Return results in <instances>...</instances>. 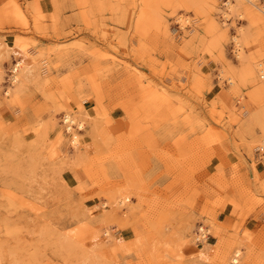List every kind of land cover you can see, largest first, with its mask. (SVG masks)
<instances>
[{"label":"rangeland","instance_id":"1","mask_svg":"<svg viewBox=\"0 0 264 264\" xmlns=\"http://www.w3.org/2000/svg\"><path fill=\"white\" fill-rule=\"evenodd\" d=\"M227 1L0 0V264H264V14Z\"/></svg>","mask_w":264,"mask_h":264},{"label":"bare ground","instance_id":"2","mask_svg":"<svg viewBox=\"0 0 264 264\" xmlns=\"http://www.w3.org/2000/svg\"><path fill=\"white\" fill-rule=\"evenodd\" d=\"M187 1H189L191 4H195V3L191 2L192 0H187ZM236 2H237L236 4L239 5V6H241L244 2H248L250 6L254 7L255 9H258L260 12H262L264 14V5L261 7L260 4L257 3L255 0H236ZM225 7H227V9L231 12V11H234V9H236L235 7H237V6L234 5L232 0H228L225 3ZM179 20L181 21L183 26H185L183 24L184 22L186 24L188 22L187 19H183V18H179ZM225 20H228V19L225 18ZM223 23H225V22H223ZM236 45H237L236 47H237V55H238V57H241L243 55V58H245L244 57V50H242V46L237 41V39H236ZM24 65L25 64L22 61H20V60L17 61L16 64L14 65V67H13L14 74L11 77L13 84L19 83L21 77L27 81V79L29 78L30 74L32 73V71H31L32 69L28 68L27 66H24ZM232 73H233V70H232ZM233 75H236L238 77V79L243 80V76H244L243 74H239V73L234 72ZM263 76L264 75L262 74L261 77L263 78ZM229 80H230L231 83H234V77L233 76H231L229 78ZM7 94H9V91L7 92ZM79 117L80 116H78L77 113L74 114V113L66 112V113L63 114V122L65 124V128H66L67 134L71 135L72 143H73L74 146H76V147H74V149H78V150L80 148V144H79L80 137L78 135H75V132L73 130L74 129V125L76 124V127L78 128V130H84L86 128V126H85L86 119L84 118L85 119V121H84L83 116L80 117V118ZM251 118H252L253 121H258V123L260 124L262 130L264 131V110H259L258 112L256 111L253 115H251ZM56 124H57V122H56ZM58 135H59V133H58ZM61 135H63V134H61ZM262 144L264 145L263 139H262ZM81 150L82 149H80V152H81ZM78 154H79V152H78ZM79 155H81V153ZM124 202H125L124 199H119V200L116 201L117 204H121V205ZM205 231H207V233L209 232V230H205V228L203 226H199V232L201 233V236L205 237V235L207 234ZM106 233H108V232H106ZM65 237L62 236V238H65ZM195 238L198 239V241L200 239L199 236H196ZM90 240H91L90 244H91L92 247H95L98 244V236L97 235L92 236L90 238ZM72 241H74V240H72ZM72 241L71 240H63V245H65L66 247H72V246H74V243H72ZM239 256H240L239 252L237 251V252H235L234 256L231 257V260H232V262L234 264H238L239 263V259H238Z\"/></svg>","mask_w":264,"mask_h":264},{"label":"crops","instance_id":"3","mask_svg":"<svg viewBox=\"0 0 264 264\" xmlns=\"http://www.w3.org/2000/svg\"><path fill=\"white\" fill-rule=\"evenodd\" d=\"M260 158V157H259ZM261 159V158H260ZM259 173H263L264 172V167H259Z\"/></svg>","mask_w":264,"mask_h":264}]
</instances>
